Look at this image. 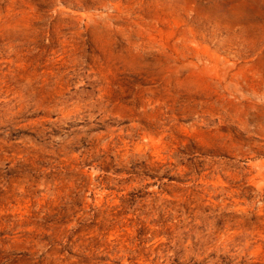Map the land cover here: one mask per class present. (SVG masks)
Here are the masks:
<instances>
[{
    "label": "rangeland",
    "instance_id": "obj_1",
    "mask_svg": "<svg viewBox=\"0 0 264 264\" xmlns=\"http://www.w3.org/2000/svg\"><path fill=\"white\" fill-rule=\"evenodd\" d=\"M0 264H264V0H0Z\"/></svg>",
    "mask_w": 264,
    "mask_h": 264
}]
</instances>
